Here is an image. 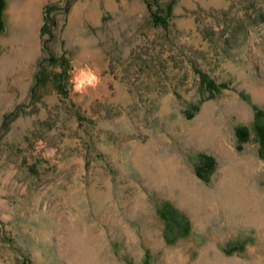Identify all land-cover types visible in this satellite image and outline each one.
Here are the masks:
<instances>
[{
	"label": "rangeland",
	"instance_id": "1",
	"mask_svg": "<svg viewBox=\"0 0 264 264\" xmlns=\"http://www.w3.org/2000/svg\"><path fill=\"white\" fill-rule=\"evenodd\" d=\"M5 53L0 264H264V0H0ZM51 55L102 83L33 99Z\"/></svg>",
	"mask_w": 264,
	"mask_h": 264
},
{
	"label": "trees",
	"instance_id": "2",
	"mask_svg": "<svg viewBox=\"0 0 264 264\" xmlns=\"http://www.w3.org/2000/svg\"><path fill=\"white\" fill-rule=\"evenodd\" d=\"M54 6H46L45 7V22L41 28V36L44 37L47 34H50V28L52 25V19L50 17L51 9H53ZM154 22L157 24L166 25L167 22L162 20L157 15L154 16ZM50 39L44 40V49L48 48V43ZM47 61L51 65V69L48 67H45L42 65V63L39 64V70L36 72L34 76V84L31 87V97L35 100H40L42 97L52 93L57 92L62 95H68L69 93V76H68V70L69 66H60L61 71L57 72V67L55 65V57L53 55L49 56ZM61 62L63 64V59H61ZM204 76V75H203ZM205 78V76H204ZM206 87L210 89V91H217L219 90L220 85L215 84V82L210 81L208 79V82L205 84ZM237 137L241 142H245L248 140V132L245 127H239L236 131ZM215 167V160L207 155H203L201 157V164L197 167V175L202 179H208V177L211 175L212 171ZM28 264V263H27Z\"/></svg>",
	"mask_w": 264,
	"mask_h": 264
},
{
	"label": "bare ground",
	"instance_id": "3",
	"mask_svg": "<svg viewBox=\"0 0 264 264\" xmlns=\"http://www.w3.org/2000/svg\"><path fill=\"white\" fill-rule=\"evenodd\" d=\"M15 39H17V38H15ZM24 42H25L24 44L27 45V48H26V50L25 49L23 50L22 48H20L18 54H20V56L23 59L29 60L35 52V47H36V43H37L35 35L33 37H31L29 35L27 38H25ZM12 57H13L12 53H5V54L0 55V65H3L5 63H9L11 61ZM228 161H229V165H230L229 167L231 168L232 171H236V174L241 173L243 176H246V177L251 176L254 171L259 170V168H261V166H262L261 164L255 162L254 159H252V158H249V157L238 158L236 155H231L230 157H228ZM222 186H223V183H222Z\"/></svg>",
	"mask_w": 264,
	"mask_h": 264
},
{
	"label": "clouds",
	"instance_id": "4",
	"mask_svg": "<svg viewBox=\"0 0 264 264\" xmlns=\"http://www.w3.org/2000/svg\"><path fill=\"white\" fill-rule=\"evenodd\" d=\"M56 70L61 71L60 68ZM68 76V84L71 85L72 92L80 95L88 94L102 83V76L96 67L88 64L79 65L76 61L71 62Z\"/></svg>",
	"mask_w": 264,
	"mask_h": 264
}]
</instances>
